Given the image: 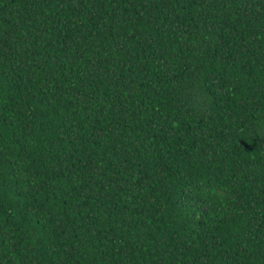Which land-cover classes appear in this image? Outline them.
Here are the masks:
<instances>
[{
  "label": "trees",
  "instance_id": "trees-1",
  "mask_svg": "<svg viewBox=\"0 0 264 264\" xmlns=\"http://www.w3.org/2000/svg\"><path fill=\"white\" fill-rule=\"evenodd\" d=\"M0 264H264V0H0Z\"/></svg>",
  "mask_w": 264,
  "mask_h": 264
}]
</instances>
